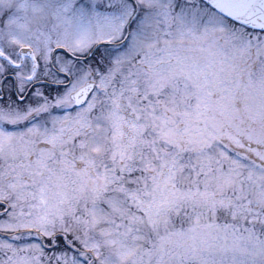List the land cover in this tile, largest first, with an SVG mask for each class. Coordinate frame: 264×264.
Returning <instances> with one entry per match:
<instances>
[{
	"label": "snow or ice",
	"instance_id": "obj_1",
	"mask_svg": "<svg viewBox=\"0 0 264 264\" xmlns=\"http://www.w3.org/2000/svg\"><path fill=\"white\" fill-rule=\"evenodd\" d=\"M0 264H264V0H0Z\"/></svg>",
	"mask_w": 264,
	"mask_h": 264
}]
</instances>
